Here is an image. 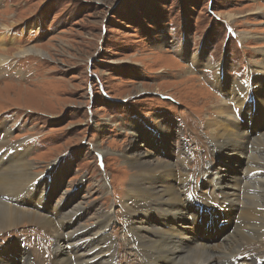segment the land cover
Masks as SVG:
<instances>
[{
    "label": "rangeland",
    "instance_id": "1",
    "mask_svg": "<svg viewBox=\"0 0 264 264\" xmlns=\"http://www.w3.org/2000/svg\"><path fill=\"white\" fill-rule=\"evenodd\" d=\"M33 47L38 51L30 52ZM194 51L196 63L190 61ZM263 53L264 0H0V142L5 134L8 146L22 145L19 154L42 176L36 185L43 190L48 184L42 208L83 212H75L72 227L59 225L57 236L43 222L0 228V264H53L56 256L73 264L80 248L107 252L117 225L106 238L89 234L85 225H94V216L108 220L110 214L101 212L112 206L119 209L118 188L132 172L121 154L139 143L152 147L156 156L150 159H168L181 170V158L191 151L189 194H196L208 162L224 167V188L235 183L246 158L240 153L231 166L230 148L214 154L206 123L221 105L234 111L235 103L222 102L219 90L228 93L233 79H248ZM263 96L258 91L253 97L257 116L264 115ZM248 110L250 103L245 116ZM158 125L163 132L152 128ZM241 187L247 191L246 183ZM16 199L17 191L0 193L6 203L18 205ZM151 218L161 222L154 212ZM122 221L131 229L116 236L115 261L139 264L130 243L150 232L127 215ZM78 238L92 241L79 244ZM215 239L222 251L237 245L227 232L209 240Z\"/></svg>",
    "mask_w": 264,
    "mask_h": 264
},
{
    "label": "bare ground",
    "instance_id": "2",
    "mask_svg": "<svg viewBox=\"0 0 264 264\" xmlns=\"http://www.w3.org/2000/svg\"><path fill=\"white\" fill-rule=\"evenodd\" d=\"M258 9L261 10L263 7H258ZM227 18L233 19L231 16ZM245 34V32H242L239 35L244 38ZM183 49L182 51L187 50L186 47ZM36 51L38 49L34 47L30 49V52ZM190 55L187 54V57L189 58ZM197 56V52H192V60L190 61L194 60L196 63ZM206 59L210 60V57ZM201 60L205 59L202 57ZM262 69H264V61L255 63V67L248 79H233L228 93L220 89L219 93L220 95L222 94L221 101L226 103L228 99L231 101L230 105L235 103V106L233 105L234 111L229 105H221L218 114L210 118L206 123L210 132V149L211 151L214 150V154L220 151L226 152L230 148L234 152L230 163L231 166L235 164V158L240 153L242 157L246 158L241 173H237L235 183L225 182L226 188H224V167L217 165L216 162H208L205 167V173H201L195 183L198 186L196 196L199 200H202L208 206L211 204L226 206L234 213L235 226L232 231L227 232V237L236 236V247L222 251L221 247H216L218 244L217 239L206 241L200 237L195 238L191 223H195L198 212L188 201L189 193L186 191L189 189L187 185L190 180L188 165L190 157L188 156L191 155V151H187V156L181 158L180 164L181 167H184L181 170L177 168L174 162L167 161L168 159L161 161L150 159V156H156L151 151L152 147L150 149L145 147L144 150L142 148L143 144L139 143L134 146L133 150L127 149L123 155L121 154L122 158H124L126 169L132 172L126 176L128 179L125 187L118 188L119 209H115L112 206L110 212H101L103 215L110 214L108 220L101 222L99 218L100 221L97 222L96 216H94L95 224L85 225L89 234L101 233L104 238L117 225V228H114L112 232L115 235L111 243L109 242L110 244L106 247L107 252L98 254L95 253V248L87 251H82V248L79 251L77 249L78 253L73 260V264H124V259L118 262L115 261V256L118 255L117 246L119 245L116 236L119 235L121 237V233L129 234L131 229L129 223L125 221L123 223L122 221V218L124 219L126 215L136 219L141 228H146V231L150 232V234L130 243L140 253L137 256L139 264H234L232 262L233 259L240 254L249 253L264 257V130L262 131L261 129L264 115L262 114L263 118L261 115L257 117L255 130L250 129L251 131L247 129L241 120L245 116L249 103L251 107L253 103L257 106L256 100L253 98L254 95L258 91L261 93L264 91V74H261L260 71ZM256 73H258L257 77L254 75ZM219 74L218 71L215 80L220 86L222 81ZM224 108L227 109L224 111ZM245 117L251 122L254 121L253 115L247 114ZM160 126H153L152 128L162 131L159 129ZM139 128L143 132V127L138 126ZM136 141H133V145H135ZM7 144L12 143H9L8 139L5 140V134H3L0 142V193L17 191V199L15 201L18 205H12L13 203L10 204L0 200V228L5 230L24 221L37 224L43 222L44 227H47L46 229L52 231L54 236H57L59 225L63 229L72 227L75 221L79 219V217L75 216V212H77L75 207L70 208V211H68L69 208L66 209V207L62 208L63 206L59 207L56 205L51 211L48 210L49 212L42 208L45 205L46 194L44 192H46L48 184L43 190L36 185L37 180L40 181L39 178L42 176L32 170L33 164L30 160H26L24 153L19 154L23 147L22 145L13 144L14 148H11L12 146ZM153 145L155 146V144ZM6 146H8L9 152H2ZM144 146H146L145 143ZM10 152L12 153L9 154ZM171 160L174 161V159ZM211 163L215 166L212 165L214 167H210ZM230 170L231 168H229ZM261 170L263 172L259 174ZM199 180H202L200 184ZM128 182L129 185H127ZM204 182L207 186L204 185ZM243 183H246L247 191L242 189L241 184ZM162 189L166 192L162 193L160 191ZM26 205L29 206V210L26 209L27 207H23ZM120 207L123 209L124 214L121 213ZM153 212L161 218V222H155L151 218ZM77 213L83 214V212ZM188 217H193L191 223L186 221ZM118 220H120L119 224H117ZM102 224L105 229L100 231L98 226H102ZM154 225L158 227L153 229ZM193 227H197V225ZM79 233L81 235V231ZM230 233L232 234L230 235ZM73 234L75 240V230ZM81 236L83 237V235ZM240 237L246 239V242L241 244L239 242ZM85 240L92 241L86 238ZM85 240H80L78 243H85ZM71 243L73 244V242ZM203 243L211 244V246L215 247L211 250L206 249L201 246ZM53 264H67V259L63 260L56 256Z\"/></svg>",
    "mask_w": 264,
    "mask_h": 264
}]
</instances>
